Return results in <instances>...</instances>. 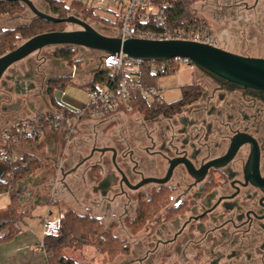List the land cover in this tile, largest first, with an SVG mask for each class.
Returning a JSON list of instances; mask_svg holds the SVG:
<instances>
[{
    "label": "flooded vegetation",
    "instance_id": "1",
    "mask_svg": "<svg viewBox=\"0 0 264 264\" xmlns=\"http://www.w3.org/2000/svg\"><path fill=\"white\" fill-rule=\"evenodd\" d=\"M28 1L52 17L45 0ZM12 2L24 10L0 13V30L25 26L3 25L27 11L37 18ZM219 2L218 49L264 61V0ZM71 31L77 30L62 32ZM31 55L0 79V122L24 120L20 114L48 97L60 78L50 60ZM52 65L62 73L67 67ZM187 86L159 111L114 113L95 129L94 145L77 167L89 170L82 178L92 181L93 218L120 243L112 259L119 264H264V88L197 68Z\"/></svg>",
    "mask_w": 264,
    "mask_h": 264
},
{
    "label": "built area",
    "instance_id": "2",
    "mask_svg": "<svg viewBox=\"0 0 264 264\" xmlns=\"http://www.w3.org/2000/svg\"><path fill=\"white\" fill-rule=\"evenodd\" d=\"M94 10L109 7L115 9L114 17L118 22L116 39L147 41H185L219 48L220 41L206 24L170 28L167 26L165 3L163 0H74ZM144 28V29H143ZM181 66L196 69L185 57L176 56L169 59L146 60L132 58L121 51L102 52L100 63L93 72L91 85L88 87L87 102L80 109L46 112L29 117L5 128L1 134L2 154L0 162L7 168L16 165L18 158L11 147L22 142H39L45 129L63 134L64 142L80 135V125L84 121L103 119L114 113L129 112L138 99L149 104H163L160 97L161 76ZM102 73V79L95 81L94 76ZM74 76V75H73ZM46 116L41 121V116ZM14 129V130H13ZM73 137V138H74ZM61 164H59L60 170ZM51 195L54 187L50 189ZM63 215L52 220H45L42 226L38 249L43 251L44 239H56L61 234Z\"/></svg>",
    "mask_w": 264,
    "mask_h": 264
},
{
    "label": "trees",
    "instance_id": "3",
    "mask_svg": "<svg viewBox=\"0 0 264 264\" xmlns=\"http://www.w3.org/2000/svg\"><path fill=\"white\" fill-rule=\"evenodd\" d=\"M52 17L63 20L74 14H80L85 19H90L112 32H116L118 22L116 19L113 21L102 18L94 9L88 8L84 4H80L76 1L70 6H66L63 2L57 0H45ZM199 0H163L165 3V15L167 26L170 28H180L186 26H195L205 24L200 19L192 17L188 10L189 5ZM24 7L18 2L12 3H0V13L19 14L23 12ZM67 27L65 23H50L39 18H31L30 22L25 26L14 30H0V57L6 53L14 50L18 47V42L27 41L37 35L45 33H57L62 32ZM144 29V28H143ZM113 35H103L108 38H113ZM74 50V51H73ZM76 49L69 48L64 50H58L54 53V57L61 62L69 64L70 67H74L75 70L79 69L80 60L75 59ZM75 56V57H74ZM174 74V69L164 74L162 77H167ZM102 73H98L94 76L95 81L102 79ZM72 84V79L69 77H60L54 79L49 85L48 98L52 107V111H60L68 113V111L55 101L53 93L55 91H63L66 86ZM189 86L182 87L183 94L186 92ZM164 104H149L140 99L133 103L132 109L126 114L133 113H145L149 110H161L164 108ZM46 116H41V121H44ZM14 130V129H13ZM36 142V141H30ZM2 150L0 151V156ZM38 165V160L32 155H24L18 159L15 166L7 168L4 174L5 181L0 183V194L5 192H11L13 185L17 181H22L25 177L30 175ZM12 205L15 204L14 197H11ZM14 214V211L11 213ZM7 229V233H3V230ZM15 229L11 223L3 224L0 227V244L11 240L15 235ZM94 249L99 252L101 259L104 262L111 261L117 253L121 252L120 243L116 242L109 232H104L102 225L93 217L88 215H77L73 211H67L63 214V220L61 223V234L58 238H45L44 248L47 264H86V261L82 258L74 259L75 253H81L85 249Z\"/></svg>",
    "mask_w": 264,
    "mask_h": 264
},
{
    "label": "crops",
    "instance_id": "4",
    "mask_svg": "<svg viewBox=\"0 0 264 264\" xmlns=\"http://www.w3.org/2000/svg\"><path fill=\"white\" fill-rule=\"evenodd\" d=\"M28 22L27 20V22L23 24H27ZM74 70L75 69L71 71L74 78L70 76L71 74L69 72L60 77L71 78L72 84L70 86L74 85L77 80L79 84L88 88L91 85L94 71L84 79L77 76L78 72ZM57 93L58 91L53 93L56 102L57 99L55 95ZM47 105L49 106L48 109L46 107ZM51 111L52 107L49 98L42 97L40 103L34 104L33 107H30L28 110L26 109L24 115L20 114L19 119H25L27 117H32V115H39ZM115 114L118 115L120 113ZM111 118L112 115L104 118V120H89L82 122L80 125L81 134L83 132L89 133L88 130L90 127L92 128L96 123H108ZM10 125V122L5 123L1 121L0 132ZM81 137L83 136L81 135ZM77 140L78 139H75V141ZM63 143L64 139L62 133L55 132L51 129H45L43 137L39 142H22L12 145L11 152H13L18 159L22 158L24 155H32L38 160V165L31 175H28L22 181L15 182L11 192L0 194V198L5 197V199L2 200L5 206L0 210V227L3 224L11 223L12 227L16 230L11 240L0 244V264H47L44 251L38 249V242L41 239L44 221L52 220L59 215H63L67 212V209L76 214L79 211L80 216L88 215L94 217L92 204H69L65 199L66 197H64V190L63 192L58 191L55 187L56 181H60L62 186L68 188L66 185L67 178L78 174L83 168L86 171L84 174L87 176L90 175L89 170L85 169L86 164L77 168L81 162L73 165L67 171L65 162L68 160H65L63 164H61L59 170V156ZM2 146L3 144L0 137V151L2 150ZM0 165L4 164L0 162ZM5 171L1 176L3 182L5 181ZM51 187H54L53 195L50 193ZM11 197L15 199L14 205H12ZM13 211L14 214L12 215L11 213ZM3 233H7V229H4ZM80 254V258H86L85 261L90 264L93 262L96 263V260L102 261L101 255L94 249L87 248Z\"/></svg>",
    "mask_w": 264,
    "mask_h": 264
},
{
    "label": "rangeland",
    "instance_id": "5",
    "mask_svg": "<svg viewBox=\"0 0 264 264\" xmlns=\"http://www.w3.org/2000/svg\"><path fill=\"white\" fill-rule=\"evenodd\" d=\"M57 1H61L63 2L66 6H70L74 0H57ZM37 4V1H34ZM218 0H199L197 2H193L192 4L189 5V12L190 15L192 17H195L197 19H200L202 22H204L207 26H209L210 28H212L213 33L217 36L218 39L221 38L222 40V34H221V30L219 28V18H220V13L221 10L218 9L220 7V2L217 3ZM40 4V3H39ZM38 4V5H39ZM41 5V4H40ZM43 8V6L41 7ZM40 8V9H41ZM42 10V9H41ZM226 10V9H225ZM102 18L108 19L113 21L115 19L114 17V12L115 9L113 7H109L108 11H105L104 9H97L95 10ZM23 16H25V19H13V20H4L6 21L5 27H14L15 25H20L23 23H26L27 20L29 21L32 17L31 13H29L28 11L23 14ZM74 16L80 20H83L85 23H87L91 28H93L95 31H97L98 33H100L101 35L105 34V35H113L114 33L116 34V32H112L111 30H108V28L106 29L105 26H102L90 19H85L83 18L82 15L74 14ZM20 17V16H17ZM67 30H80V28L78 26L72 25V24H67ZM24 42V41H23ZM22 43V41L16 43L18 44V46ZM76 49L75 52V59L80 60V65H79V69L78 70V74L77 76H80L81 78L86 79L87 76L90 75V73L92 71H94L98 64L100 63V59L102 56V52L101 51H95V50H88V49H79L78 47H71ZM52 47H47V48H43L42 50L38 51L37 53L31 55L30 57L33 58L34 60H37L38 58L41 57H45L44 59L47 58L46 63L49 61V68L51 69L52 73H54L55 75H66L69 71L75 69L74 67H70V65L65 62V65L67 66L66 68H64V72H59L61 71V69H59V67H53L52 62L54 60H56L57 62H61L58 59H56L54 57V52H53ZM74 51V50H73ZM41 59V58H40ZM39 61V59H38ZM76 76V77H77ZM196 77V69H190L187 66H181L176 73H174L173 75L170 76H165L162 77L159 81V87L161 88V92H160V97L161 100L163 101L164 104L166 105H171L177 101H179L181 99V88L185 87L189 84H191L194 79ZM76 83L72 86H66L64 88L63 91L58 92L55 97L57 99V102L62 105L65 109H67L68 111H75L80 109L82 106H84L87 102V96H88V88L82 84H79L78 81H75ZM36 103H40V101L36 100ZM47 109L49 108V106H46ZM52 112V111H51ZM95 121L98 120H102V119H94ZM104 120V118H103ZM109 122V121H108ZM104 122H100V123H96L95 125H93V127L88 130L89 133H82L80 131V135L77 136H73L75 139H78L77 141H75V139L72 137V141H70L69 143L64 142L61 150H60V156H59V163L63 164V162L66 160H68L67 162H65V168L68 171L70 167H72L75 164L80 163L81 159L88 155L94 145V139H95V129H98L103 126ZM107 124V122H105ZM100 125V127H98ZM87 131V132H88ZM94 134V135H93ZM81 135L83 137H81ZM79 137V138H78ZM106 137V136H104ZM103 137V138H104ZM101 139V137H100ZM104 144H108L107 141L103 140V145ZM85 169H87L85 167ZM33 173V172H32ZM31 173V174H32ZM84 173H86V171L83 169H81L78 174L74 175V176H70V178H67V182L66 185L68 188L62 186V184L60 183V181H56L55 183V187L57 188L58 191H62L64 190L65 195L64 197H66L65 199L68 201L69 204H75L78 205L79 203L81 204H92L93 205V201L94 198L92 196L87 195V193H89V189L90 186L92 185V181H85L83 180V176ZM30 174V175H31ZM86 185V186H85ZM64 187V188H63ZM66 189V190H65ZM89 196V200L88 199H84V197ZM5 197H1L0 198V210L2 208H4V202L2 200H4ZM68 206V204H67ZM67 211H69L67 209ZM83 212V211H81ZM75 213V212H74ZM95 213V212H94ZM76 214V213H75ZM77 215H79V211L77 212ZM105 219H107L106 217H104ZM80 253H75L73 255L74 259H80ZM86 259V258H85ZM83 259V260H85ZM121 262V259H118L117 261L115 260H111L109 262H104L101 260H96V263L93 262L92 264H119ZM86 264H90L87 263Z\"/></svg>",
    "mask_w": 264,
    "mask_h": 264
},
{
    "label": "water",
    "instance_id": "6",
    "mask_svg": "<svg viewBox=\"0 0 264 264\" xmlns=\"http://www.w3.org/2000/svg\"><path fill=\"white\" fill-rule=\"evenodd\" d=\"M22 2L35 17L50 22H65L78 26L80 30L71 32L45 33L37 35L16 47L14 50L0 57V79L3 73L13 64L25 59L32 53L47 47H59V50L71 47H80L88 50L108 52L114 55L121 51L132 58L146 60L169 59L176 56L188 58L197 69L204 70L219 76L228 82L250 88H264V61L244 59L223 51L194 42L185 41H147L108 38L83 20L74 16L59 20L39 12L28 0H3ZM6 170L5 165H0L1 176Z\"/></svg>",
    "mask_w": 264,
    "mask_h": 264
}]
</instances>
